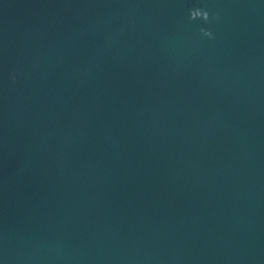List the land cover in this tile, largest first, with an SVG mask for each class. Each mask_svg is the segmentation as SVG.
<instances>
[{"label": "water", "instance_id": "95a60500", "mask_svg": "<svg viewBox=\"0 0 264 264\" xmlns=\"http://www.w3.org/2000/svg\"><path fill=\"white\" fill-rule=\"evenodd\" d=\"M0 264H264V0H0Z\"/></svg>", "mask_w": 264, "mask_h": 264}, {"label": "clouds", "instance_id": "9594fccd", "mask_svg": "<svg viewBox=\"0 0 264 264\" xmlns=\"http://www.w3.org/2000/svg\"><path fill=\"white\" fill-rule=\"evenodd\" d=\"M197 18L207 21L209 18V13L203 9H194L191 11V19L195 20ZM205 35L211 36V33L208 31L204 32Z\"/></svg>", "mask_w": 264, "mask_h": 264}]
</instances>
